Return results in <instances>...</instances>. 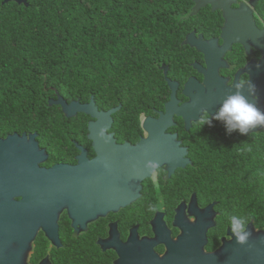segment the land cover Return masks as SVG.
Returning a JSON list of instances; mask_svg holds the SVG:
<instances>
[{"label": "flooded vegetation", "instance_id": "obj_1", "mask_svg": "<svg viewBox=\"0 0 264 264\" xmlns=\"http://www.w3.org/2000/svg\"><path fill=\"white\" fill-rule=\"evenodd\" d=\"M3 3L1 0L2 5H20L16 0ZM240 3L251 7L254 24L240 20L235 15L238 12L231 15L237 24H227L222 8L206 4L195 11L196 2L192 0L193 18L186 17L166 44L156 48L157 79L155 85L139 89L142 95L136 118L126 117L125 101L120 97L112 100L108 96L102 100L91 93L86 101L78 99L82 104L93 99L102 112L116 109L104 125L105 137L112 146L147 143L146 120L159 119L170 104L173 121L165 126V133L179 142V148L186 149L185 158L189 162L169 177L165 167H159L155 178L151 175L142 181L139 193L122 200L117 196L119 188L133 184L114 181L117 174L109 178L112 181L95 180L99 177L95 175L98 163H103L101 157L109 151L101 149L102 143L90 129V124L98 120L94 112L76 115L77 123L83 122L81 114L86 115V127L82 124L74 127L81 133L52 142L38 133L36 139L46 154L40 167L49 169L58 164L74 167L80 161L92 162L93 180L86 186L115 189L117 193L109 197L112 194L109 191L108 197H101L98 192H76L73 198H66L69 191L63 188L80 187L81 183H55L48 188L43 183H33L17 189V193L12 188L15 193L10 202L12 211L20 206L23 212L18 213L16 223L11 221L10 229L15 233L6 248L11 255L1 256L0 264H154L182 233L178 221L193 223L208 214H213L215 225L207 233L206 249L214 251L220 246L231 227L223 226L220 199L208 192L206 178L201 174L206 167L199 165V158L207 159L213 152L232 145L241 148L240 143L244 141L252 145L256 132L247 136L238 131L229 134L221 121L213 120L211 126L205 124L202 128L193 122L199 119L201 109L215 113L225 95L235 91L231 87L240 78L250 79L254 85L264 79V23L257 19L256 6H251L250 0L233 2L232 9L237 10ZM241 12L244 17L248 15L246 9ZM258 95L259 89L255 86L250 98L255 100ZM93 128L96 130V126ZM41 187L42 190L36 189ZM134 192L135 187H131L128 193ZM161 197L160 208L149 211V205L159 204ZM210 205L213 207L209 211ZM212 243L214 247L209 249Z\"/></svg>", "mask_w": 264, "mask_h": 264}, {"label": "trees", "instance_id": "obj_2", "mask_svg": "<svg viewBox=\"0 0 264 264\" xmlns=\"http://www.w3.org/2000/svg\"><path fill=\"white\" fill-rule=\"evenodd\" d=\"M28 1L0 0V136L38 132L49 142L81 133L76 125L86 127L85 114L77 123L60 105H48L58 95L68 102L86 101L91 93L120 97L126 117L136 118L139 89L157 79V46L193 18L192 0ZM255 9L264 23V0ZM240 149L232 145L199 158L206 167L201 174L220 199L223 226L241 215L264 227V132L254 133L252 152Z\"/></svg>", "mask_w": 264, "mask_h": 264}, {"label": "water", "instance_id": "obj_3", "mask_svg": "<svg viewBox=\"0 0 264 264\" xmlns=\"http://www.w3.org/2000/svg\"><path fill=\"white\" fill-rule=\"evenodd\" d=\"M9 1L13 0H4V3ZM16 1L19 4L25 3L26 6H29L27 0ZM193 1L196 2L195 11L198 10L199 6L206 4H211L214 8H222L227 24L229 22L237 24V21L231 16L234 12H238L235 15L240 20H247L254 24L253 11L246 3H240V7L234 10L231 5L237 0H202L203 4L200 3L201 0ZM257 2L258 0H250L253 7L257 5ZM242 9L248 11V15L245 17L241 12ZM255 86L259 89V95L255 101L264 110V95H262V92L264 93V79L258 81V84L255 83ZM217 100L220 102L218 95ZM48 105L50 107L60 105L66 117L69 118L75 117L80 112H94L93 114L98 120L96 124H90V129L102 143L101 149L109 151L102 155L101 160L103 163H98L95 175H99V177L95 180L98 182L112 181L109 178H112V174H117L118 178L114 181L133 184V186L125 185L119 188L121 191H118L117 196L122 200L132 198L137 192L139 193L142 181L151 176L150 171L144 166L147 160H158L159 167H165L168 171V177L178 167L185 166L189 162V159L185 158L186 149L179 148V142L165 133V126L173 121L172 113L169 111L170 104L167 105V112L161 114L159 119L152 120L148 118L146 120L149 138L147 143L137 146L129 144L112 146L105 135L104 137L98 135L99 131L105 128V121L111 119L112 113L116 109L102 112L95 106L93 99L90 103L82 104L80 100L68 102L61 95H58L57 99L50 98ZM93 126H96V130ZM262 129L264 127L256 128L254 132L259 133ZM37 136L38 132H24L23 134L14 132L5 139L0 138V257H10L11 254L6 248L11 245L12 236L15 233V230L11 232L10 224L12 219L16 223L19 219L18 213L23 212L20 206L17 211H12L10 202L13 198L12 195L15 194L14 192L17 193V189L20 190L33 183H43L47 188L55 183H63L62 185L81 183L80 187L65 186L64 191H69L66 198H73L76 192L86 194L98 192L101 197H108L107 193L109 191H112V194L109 193V197L115 196V193H117L115 189L88 188L86 186L87 183H91L93 180L92 172H90V168L94 166L92 162L80 161L74 167L65 164H58L49 169L40 167L39 163L44 160L46 154L44 149H40L39 142L36 139ZM111 152L115 154V158ZM96 160L99 162V159ZM131 187H135L136 190L132 195L128 193ZM36 189L42 190L43 187ZM109 204L110 206L114 205L112 202ZM21 205L25 206L24 204ZM212 207V205L208 206L207 210L210 211ZM178 222L182 233L170 243L163 256L157 257L158 261L154 264H264V227H258L253 220L249 222L248 226L252 232L248 244H238L231 230H228L227 235L222 238L220 246L214 251L206 249L208 243L207 233L215 225L213 214H208V217L197 218L193 223H188L184 219ZM175 224H177V221H175Z\"/></svg>", "mask_w": 264, "mask_h": 264}, {"label": "clouds", "instance_id": "obj_4", "mask_svg": "<svg viewBox=\"0 0 264 264\" xmlns=\"http://www.w3.org/2000/svg\"><path fill=\"white\" fill-rule=\"evenodd\" d=\"M231 88V91L225 95L221 105L215 113H210L207 108L201 109V115L198 120L193 123L202 128L205 124L211 126L213 120L224 123L227 132L231 134L233 131H238L241 135H249L254 133V129L264 127V110L258 103L250 99L255 85L250 79L240 78ZM247 92V95L245 94ZM106 130L101 129L99 136L104 137ZM240 151L252 152V145L244 141ZM145 168L150 171V174L155 178L159 169L158 160H147ZM163 204V197L160 198L159 204L149 205V211H156ZM231 232L236 238V242L240 245L248 244L252 232L249 230V217L241 215H231L229 217ZM251 247V245H249Z\"/></svg>", "mask_w": 264, "mask_h": 264}]
</instances>
